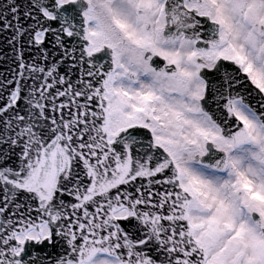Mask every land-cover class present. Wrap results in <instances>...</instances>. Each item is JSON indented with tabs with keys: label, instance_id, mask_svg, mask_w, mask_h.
Segmentation results:
<instances>
[{
	"label": "snow or ice",
	"instance_id": "obj_1",
	"mask_svg": "<svg viewBox=\"0 0 264 264\" xmlns=\"http://www.w3.org/2000/svg\"><path fill=\"white\" fill-rule=\"evenodd\" d=\"M0 264H264V0H0Z\"/></svg>",
	"mask_w": 264,
	"mask_h": 264
}]
</instances>
